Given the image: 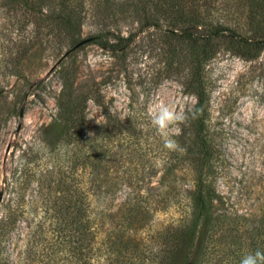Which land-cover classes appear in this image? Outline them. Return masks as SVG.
<instances>
[{"label": "rangeland", "instance_id": "1", "mask_svg": "<svg viewBox=\"0 0 264 264\" xmlns=\"http://www.w3.org/2000/svg\"><path fill=\"white\" fill-rule=\"evenodd\" d=\"M138 1L86 0L76 7L77 24L59 36L53 24L58 21L60 0H0V198L6 194V182L21 148L33 142L44 145L39 137L57 114H86L85 133L91 136L105 122V114H113L120 122L136 114L148 125L144 131L149 137L144 134L142 138L139 168L134 164L122 168L126 177H143L151 183L153 194L160 193L162 181H177L173 186L177 197L191 186L185 170L164 172L162 167L170 137L180 134L196 103L193 80L198 48L168 31L165 6L176 11L179 3L171 8L165 0H146L149 15H145ZM182 4L187 12L197 4L205 24L221 23L243 38L264 39V32L260 35L249 21L245 0H182ZM40 15L44 19H38ZM146 16L153 24L142 25ZM73 34L79 40L72 43ZM95 35L108 44L86 41ZM203 50L214 53L201 73L208 88L210 128L216 143L215 188L226 206L240 215L247 236L249 230H264V42L257 53L254 46H242L230 35H216ZM71 75L76 109L63 113L60 95ZM183 139L191 140L192 135ZM48 154L41 158L39 173L26 190L28 212L8 240L0 242V253L10 264L30 263L25 257L36 248L41 223L61 256L56 264H70L66 246L58 244L51 225L54 208L47 203L48 185L54 184L50 174L59 160ZM126 191V186L116 191L108 213H116ZM97 205L101 206L98 195L95 209ZM173 210L157 211L152 229L170 222ZM1 213L0 205V218Z\"/></svg>", "mask_w": 264, "mask_h": 264}, {"label": "trees", "instance_id": "2", "mask_svg": "<svg viewBox=\"0 0 264 264\" xmlns=\"http://www.w3.org/2000/svg\"><path fill=\"white\" fill-rule=\"evenodd\" d=\"M85 1L60 0L58 21L53 24L59 36L63 30L77 24L76 7L83 6ZM165 1L171 8L179 3L176 11L171 9L170 12L165 6L170 17L168 31L184 36L198 49L193 80L196 103L180 134L170 137L172 143L167 144L169 155L162 169L164 172L185 170L191 176V186L177 197L173 187L177 181H162L160 193L153 194L149 192L153 189L151 183L143 177H126L123 169L128 164L137 167L141 163L140 147L146 134L144 128L148 127L136 114H131L124 122L114 119L113 114H105V122L92 136L85 133L86 114H57L56 120L47 125L39 137L44 145L33 142L21 148L18 163L6 182L7 195L0 198L2 244L8 240L20 217L28 212L26 190L39 173L41 158L49 153L48 156L55 155L59 160L50 174L54 184L48 185L47 203L54 208L50 214L54 218L51 225L54 223L53 231L60 239L58 244L66 246L70 264H264V230H249L246 236L240 215L226 206L215 188L216 143L210 128L208 88L201 73L206 61L214 56L213 52L209 54L203 49L216 35H230L242 46H254L257 53L264 42L263 36L243 38L234 28L221 23L205 24L197 12V4L187 12L182 0ZM245 1L249 21L256 25L261 35L264 32V0ZM138 2L145 15H149L146 0ZM40 13L44 15L43 11ZM38 19L44 18L40 15ZM152 21L146 16L142 25L148 26ZM35 24L39 28L41 21ZM202 25L204 31L199 30ZM70 39L72 43L79 40L75 34ZM86 41L108 44L98 35ZM73 79V75L69 76L61 91L59 107L63 113L76 109ZM186 134L192 135V139H183ZM122 186H126L127 191L116 213H108L111 204L114 205L116 191ZM97 195L101 198V206L95 209ZM170 208H175L171 221L153 230L156 212ZM43 225H38L40 232L36 243L39 245L35 243L36 248L25 257L29 264H56L61 259L57 255L58 248L49 243ZM0 264H10L1 253Z\"/></svg>", "mask_w": 264, "mask_h": 264}]
</instances>
